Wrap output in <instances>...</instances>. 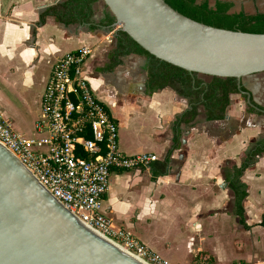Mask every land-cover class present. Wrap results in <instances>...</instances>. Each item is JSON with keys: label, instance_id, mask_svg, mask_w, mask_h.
Segmentation results:
<instances>
[{"label": "crops", "instance_id": "0c3cea01", "mask_svg": "<svg viewBox=\"0 0 264 264\" xmlns=\"http://www.w3.org/2000/svg\"><path fill=\"white\" fill-rule=\"evenodd\" d=\"M61 1L0 0L4 118L16 131L32 134L52 66L66 52L88 47L85 75L117 123L119 149L125 155L154 153L155 162H161L172 145L173 122L188 109L187 101L170 88L147 94L143 56H126L104 71L115 47L116 26L89 30L65 26L50 16L37 25L39 15ZM229 1L239 8L232 12L250 8V0ZM255 3L256 13H264V0ZM106 13L103 2H96L93 21L98 23ZM259 75L242 82L264 108V75ZM247 107L241 94L232 95L225 119L210 122L201 108L193 123L181 126L180 145L165 175L152 177L155 162L139 170L112 171L103 210L113 224L171 264H264V154L241 177L247 186L243 209L248 229L233 214V193L224 187L221 171L225 165L239 166L248 144L264 138V113H248ZM32 116L36 118L29 127Z\"/></svg>", "mask_w": 264, "mask_h": 264}, {"label": "water", "instance_id": "95a60500", "mask_svg": "<svg viewBox=\"0 0 264 264\" xmlns=\"http://www.w3.org/2000/svg\"><path fill=\"white\" fill-rule=\"evenodd\" d=\"M99 1L113 27L160 61L209 79L235 78L239 89L264 73V33L205 25L164 0ZM240 94L258 109L250 91ZM0 264L142 263L83 226L0 145Z\"/></svg>", "mask_w": 264, "mask_h": 264}, {"label": "built area", "instance_id": "2783aa9c", "mask_svg": "<svg viewBox=\"0 0 264 264\" xmlns=\"http://www.w3.org/2000/svg\"><path fill=\"white\" fill-rule=\"evenodd\" d=\"M90 55V48L81 47L54 63L32 134L16 131L0 111V145L87 229L144 264H171L116 227L103 210L112 171L147 168L158 157L121 152L117 123L85 75Z\"/></svg>", "mask_w": 264, "mask_h": 264}, {"label": "trees", "instance_id": "16d2710c", "mask_svg": "<svg viewBox=\"0 0 264 264\" xmlns=\"http://www.w3.org/2000/svg\"><path fill=\"white\" fill-rule=\"evenodd\" d=\"M99 0H63L45 9L39 15L37 25H42L45 18L50 16L65 26L78 24L87 26L89 30L99 28L109 29L114 24V18L107 12L104 19L98 23L93 21L94 5ZM170 7L182 15L203 23L205 25L239 30L247 33H264V13L253 15L243 11L232 12L234 2L229 0H164ZM115 47L108 53L109 63L104 71H111L122 63V58L129 55H139L146 58V91L148 95L165 88L172 89L179 97L187 101L188 109L176 117L172 125V145L167 150L161 162L152 164V177L165 175L168 170L170 157L180 145L182 135L181 126L190 125L199 115L202 108L206 121H222L225 119L227 108L231 104V96L246 92V88H238L235 78H205L197 74H191L166 62L160 61L143 50L126 33L119 29L114 34ZM245 99L246 96L242 95ZM251 103L257 106L252 98ZM258 107V106H257ZM260 110L248 105L247 112L263 114ZM264 154V138L251 141L244 151V158L239 166L225 165L222 175L228 188L233 193V214L238 218L239 224L244 228L249 227L245 223L243 201L247 197V186L241 181L246 169L257 163L259 157ZM264 224V219L261 222Z\"/></svg>", "mask_w": 264, "mask_h": 264}, {"label": "rangeland", "instance_id": "374dc122", "mask_svg": "<svg viewBox=\"0 0 264 264\" xmlns=\"http://www.w3.org/2000/svg\"><path fill=\"white\" fill-rule=\"evenodd\" d=\"M199 1V0H198ZM256 0H250V1H248V3H249V6H250V8L249 9H246V11H245V13L246 14H252V13H256V12H258L259 11V9H258V7L256 6ZM239 4H242V2L241 1H239L238 2V5ZM242 7H244V5H242ZM239 8H235V9H233V10H238ZM105 10L109 13V11L107 10V8L105 7ZM244 12V11H243ZM115 28H119L118 26H116ZM261 75H264V73H261ZM261 75H259V76H261ZM263 77V76H262ZM262 84V83H261ZM263 84H264V82H263ZM262 101H264V99L262 100ZM35 118H36V116H32V117H29V118H27L28 119V125H29V127L31 126V123L33 124V122H34V120H35Z\"/></svg>", "mask_w": 264, "mask_h": 264}, {"label": "flooded vegetation", "instance_id": "af4514ba", "mask_svg": "<svg viewBox=\"0 0 264 264\" xmlns=\"http://www.w3.org/2000/svg\"><path fill=\"white\" fill-rule=\"evenodd\" d=\"M248 91H250V90H248ZM241 96H242V95H241ZM251 98H252L253 102L259 107V104L253 99L252 96H251ZM243 99H244V98H243ZM244 100H245V99H244ZM245 102H246V101H245ZM254 106H255V105H254ZM257 106H256V107H257ZM258 107H257V108H258ZM258 110H260V109L258 108Z\"/></svg>", "mask_w": 264, "mask_h": 264}, {"label": "bare ground", "instance_id": "6f19581e", "mask_svg": "<svg viewBox=\"0 0 264 264\" xmlns=\"http://www.w3.org/2000/svg\"><path fill=\"white\" fill-rule=\"evenodd\" d=\"M93 232V231H92ZM98 235V234H97ZM101 237V236H100ZM126 253V252H125ZM130 255V254H129ZM131 256V255H130ZM133 257V256H132ZM133 258H135V257H133ZM136 260H138L137 258H135ZM139 262H141L140 260H138ZM142 263V262H141ZM142 264H144V263H142Z\"/></svg>", "mask_w": 264, "mask_h": 264}]
</instances>
